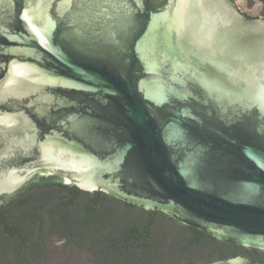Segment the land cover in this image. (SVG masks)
I'll return each mask as SVG.
<instances>
[{
  "label": "water",
  "instance_id": "water-1",
  "mask_svg": "<svg viewBox=\"0 0 264 264\" xmlns=\"http://www.w3.org/2000/svg\"><path fill=\"white\" fill-rule=\"evenodd\" d=\"M0 72V196L62 176L264 251V18L233 0H0Z\"/></svg>",
  "mask_w": 264,
  "mask_h": 264
},
{
  "label": "flooded vegetation",
  "instance_id": "flooded-vegetation-1",
  "mask_svg": "<svg viewBox=\"0 0 264 264\" xmlns=\"http://www.w3.org/2000/svg\"><path fill=\"white\" fill-rule=\"evenodd\" d=\"M254 1L246 0V9L238 6L239 10L249 18H264V0H259L263 6L257 15L251 13ZM118 217L138 229L124 237L122 247L116 245ZM0 234L22 248L10 256V264H53L54 251L62 255V262L56 264H71L65 258L71 251L78 258L91 255L92 264H198L213 258L214 246L226 245L161 211L146 210L102 191L86 192L65 177L43 173L16 194L0 196ZM93 237L108 243L93 250L89 246ZM156 245L161 248L159 255ZM204 250L207 257L194 259ZM253 254L264 251L246 248L244 254L264 264L263 257L256 259ZM74 264L85 263L78 259Z\"/></svg>",
  "mask_w": 264,
  "mask_h": 264
},
{
  "label": "rangeland",
  "instance_id": "rangeland-1",
  "mask_svg": "<svg viewBox=\"0 0 264 264\" xmlns=\"http://www.w3.org/2000/svg\"><path fill=\"white\" fill-rule=\"evenodd\" d=\"M235 2V4L244 9H246V0H233ZM253 3L256 4V8L251 10L252 14H260L261 13V8L263 6L262 2H260L259 0L254 1ZM108 242H106L105 239L102 238H98V239H94L91 238L90 240V247L95 250V248L98 247H104L107 245ZM158 245H156V247L154 248V251L156 252V255H159L161 253V248L157 247ZM173 244L169 245V248H172ZM168 248V249H169ZM21 247H17V245L12 241L10 236L7 235H2L0 234V264H10V256L13 254L15 255V252H17L18 250H21ZM34 249V248H33ZM168 251V250H167ZM218 251V247L214 246L213 248V254H215ZM256 255V254H253ZM78 254H74L72 251L70 252L69 255H66L65 258L69 259L70 263L74 264L78 262V259H81L82 262H84L85 264H92L93 263V258L91 257V255L86 254L83 257H79L78 258ZM208 256V251L204 250L203 252H200L199 255H197L194 259H202ZM256 256H261L264 258V255H256ZM63 257V258H64ZM53 264L56 263H61L62 262V255L60 252L58 251H54V256H53ZM134 262H137L134 259H131Z\"/></svg>",
  "mask_w": 264,
  "mask_h": 264
},
{
  "label": "trees",
  "instance_id": "trees-1",
  "mask_svg": "<svg viewBox=\"0 0 264 264\" xmlns=\"http://www.w3.org/2000/svg\"><path fill=\"white\" fill-rule=\"evenodd\" d=\"M114 230L117 231V247H122L125 245L124 237L128 234L138 230L136 227L132 226L130 223L125 221L122 217H118L114 222ZM131 236V234H130ZM246 248L242 246H238L235 244L226 243V245L222 246V244H219L218 251L214 254L213 258L208 261L212 262L214 260L219 259H227L233 256L237 255H243L245 254ZM119 256V255H117ZM120 257V256H119ZM121 258V257H120ZM255 258L258 259V257L255 255ZM253 262H257L255 260H251ZM261 263V262H259ZM263 264V263H261Z\"/></svg>",
  "mask_w": 264,
  "mask_h": 264
},
{
  "label": "snow or ice",
  "instance_id": "snow-or-ice-1",
  "mask_svg": "<svg viewBox=\"0 0 264 264\" xmlns=\"http://www.w3.org/2000/svg\"><path fill=\"white\" fill-rule=\"evenodd\" d=\"M177 2L179 3V0H177Z\"/></svg>",
  "mask_w": 264,
  "mask_h": 264
}]
</instances>
